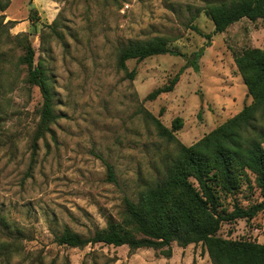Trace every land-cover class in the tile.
I'll list each match as a JSON object with an SVG mask.
<instances>
[{"label":"rangeland","instance_id":"rangeland-1","mask_svg":"<svg viewBox=\"0 0 264 264\" xmlns=\"http://www.w3.org/2000/svg\"><path fill=\"white\" fill-rule=\"evenodd\" d=\"M222 1L0 0V264H212L201 243L174 241L167 256L127 244L73 247L56 236L66 228L90 236L110 218L124 237H139L122 222L124 199L137 201L177 154L153 117L169 128L180 117L175 136L191 145L252 102L235 55L264 48V17L214 33L207 7ZM157 37L181 54L120 64L131 41ZM28 44L53 94L48 129L40 89L27 81ZM178 72L173 90L147 97ZM263 197L247 171L222 203L230 210ZM218 235L264 243V211L223 222Z\"/></svg>","mask_w":264,"mask_h":264},{"label":"trees","instance_id":"trees-1","mask_svg":"<svg viewBox=\"0 0 264 264\" xmlns=\"http://www.w3.org/2000/svg\"><path fill=\"white\" fill-rule=\"evenodd\" d=\"M207 13L214 23V33L224 31L243 17L255 20L264 17V0H226L209 3ZM196 31L207 39L211 34ZM202 48L194 52L193 65ZM181 54L169 47L160 37L149 41H131L119 54V62L138 60L156 54ZM27 81L39 87L42 95L40 123L48 129L55 118L53 94L48 76L35 64V48L28 44L24 56ZM236 65L243 76L252 102L216 126L191 145L180 142L175 131L182 119H174L172 126H164L154 118L158 133L177 146L175 158L167 165L163 175L141 190L137 201L124 199L123 224L138 226L139 237H124L119 223L107 220L106 227L90 236H83L69 228L56 236L60 244L82 247L89 243L123 245L130 248L152 247L172 255V242L181 246L191 243L206 249L212 264H264V243L257 240L225 238L218 235L223 222L237 218L247 220L264 211V197L249 206L234 202L232 209L223 206L222 193H231L239 185L241 175L247 171L264 191V48L249 47L235 55ZM134 75V70L129 72ZM180 73L163 86L153 89L149 99L174 89ZM109 178L115 180L113 167L108 164Z\"/></svg>","mask_w":264,"mask_h":264}]
</instances>
